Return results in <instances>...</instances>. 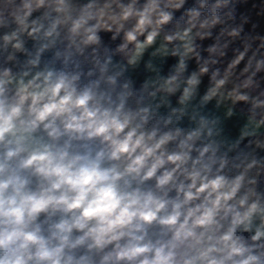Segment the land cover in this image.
Returning a JSON list of instances; mask_svg holds the SVG:
<instances>
[{"label": "clouds", "instance_id": "clouds-1", "mask_svg": "<svg viewBox=\"0 0 264 264\" xmlns=\"http://www.w3.org/2000/svg\"><path fill=\"white\" fill-rule=\"evenodd\" d=\"M0 264H264V0H0Z\"/></svg>", "mask_w": 264, "mask_h": 264}]
</instances>
